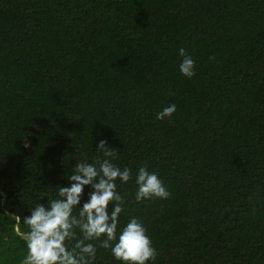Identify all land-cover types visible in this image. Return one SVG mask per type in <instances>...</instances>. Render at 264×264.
I'll use <instances>...</instances> for the list:
<instances>
[{"label":"trees","instance_id":"obj_1","mask_svg":"<svg viewBox=\"0 0 264 264\" xmlns=\"http://www.w3.org/2000/svg\"><path fill=\"white\" fill-rule=\"evenodd\" d=\"M105 158L131 170L117 238L137 218L148 264H264V0H0V264L25 259L31 209ZM140 167L167 199L136 200Z\"/></svg>","mask_w":264,"mask_h":264},{"label":"clouds","instance_id":"obj_2","mask_svg":"<svg viewBox=\"0 0 264 264\" xmlns=\"http://www.w3.org/2000/svg\"><path fill=\"white\" fill-rule=\"evenodd\" d=\"M179 55L183 57L181 73L191 78L195 75V61L184 48L179 49ZM175 112L176 105L172 104L157 113L156 119L171 118ZM24 146L30 145L25 142ZM96 150L102 152L104 157L116 156L106 140H101ZM68 179L70 186H60L58 189L59 199L51 200L47 207L38 204L26 217L30 231L27 233L28 252L22 264H93L96 247L92 243L85 244V241L91 240H100L101 246L110 249L114 258L122 264H148L156 259L157 250L137 218H132L117 238L123 199L116 191V181L119 179L122 184L127 183L131 179L130 169L121 170L107 158L97 159L95 164L79 161ZM135 182L138 185L137 201L167 199L170 196L163 181L155 172L150 173L147 167L138 169ZM86 185H91L94 191L79 208L77 218L73 210L80 205ZM110 204L113 205L111 213ZM76 227L83 234V239L75 246L79 252L69 251L65 243L75 236L73 229Z\"/></svg>","mask_w":264,"mask_h":264}]
</instances>
